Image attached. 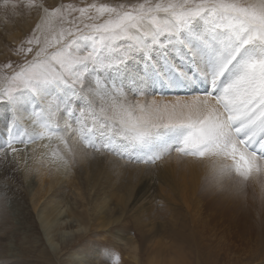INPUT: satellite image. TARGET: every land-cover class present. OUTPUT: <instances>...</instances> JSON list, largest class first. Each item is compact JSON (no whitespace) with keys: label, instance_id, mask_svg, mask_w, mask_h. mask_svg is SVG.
<instances>
[{"label":"snow or ice","instance_id":"6c2138e0","mask_svg":"<svg viewBox=\"0 0 264 264\" xmlns=\"http://www.w3.org/2000/svg\"><path fill=\"white\" fill-rule=\"evenodd\" d=\"M29 7L39 22L21 51L32 56L0 75L8 149L27 146L16 118L33 105L65 145V171L89 156L73 138L129 163L213 156L221 172L232 171L231 159L245 179L264 167V0Z\"/></svg>","mask_w":264,"mask_h":264},{"label":"bare ground","instance_id":"6f19581e","mask_svg":"<svg viewBox=\"0 0 264 264\" xmlns=\"http://www.w3.org/2000/svg\"><path fill=\"white\" fill-rule=\"evenodd\" d=\"M39 1L41 2V0ZM64 1L65 0H43L50 8L57 7ZM88 1L91 2L92 0ZM111 3H113V1ZM13 26L14 25H9L7 27L9 28L8 32H11V34L7 35L8 41H11L13 37L12 32L15 30ZM1 31L2 29H0V32ZM2 35L4 36L3 33ZM4 47L5 42L0 35V50L4 49ZM34 107L35 106L30 105L28 108L30 114L22 113L16 118V127L19 124L26 127L25 132L24 130L19 131V136L23 135L22 138L28 140V143L27 146L24 147L19 146V144L15 145L20 151L13 152L11 149H8L7 146L9 139L8 131L9 128L12 127L9 109L5 105L0 106V156L2 155L4 157V155H8L7 158L9 161L5 162H10L11 160V165L13 166V168L12 166L11 168L12 170L14 169L13 172H15L12 174L13 177L10 180L21 187V189H24L18 196V200L13 198V201L16 202L15 210L13 209L14 212H9L10 209L7 214L10 218L12 215L14 216V214H16L15 217H13L14 221L13 218L11 219L13 223H17V230L19 232H25L33 237L31 240H28L29 245L34 248L37 247L40 250L47 249L49 251L50 249L59 254L67 253L65 264H76L75 257L73 253H71V250L77 245L80 238L83 239V237L86 236L82 234L88 233L89 229L92 228H94V231L97 233L101 230H107L118 223L134 222L136 230L145 244L140 247L137 245L134 246L136 242H133L130 237L122 235L120 231L117 232V236L115 235L118 248L122 250L129 249L131 252L134 251V264H142L138 257L141 249H145V254L153 255L156 264H218L216 256L219 252L214 251L216 247L213 242L207 239L209 235L207 231L204 230L203 224L201 223V220H203L201 217L204 216V208L207 206L202 204L203 202L201 199L210 195V192H206L209 187L205 186L207 185V180L204 179V177L212 175L215 171L219 170L220 163L216 157H205L203 160L201 159L202 161H197V158L196 160L191 159L185 164L179 163L176 157H171L169 160H166L163 165L157 168V172L159 171V178L161 177L163 181H160L158 178V181L161 183L157 182L158 184H165V187L158 188L163 197L157 193L159 190L157 191V186L154 183L155 179L149 172L143 173V169L138 168L130 174L129 177L138 185L135 200L142 208L146 210L150 209L147 204V202L150 201V195L152 196V201L154 197V199H156L159 195L158 197H160V199L165 198L166 201L168 200L167 202L174 205V211H172L168 227L164 226L159 220V214H155V212H151L154 218L153 222L146 223L134 218L126 220L123 215L126 205L124 196H122L118 189L115 190L112 184L105 181L103 185L100 182V173L98 171H90L96 168L98 163L91 161L89 158L79 162V167L81 166L80 170L83 169L82 172L84 174L90 171L87 173L88 180L86 181V194L84 198L85 206L83 211L79 212L73 208L70 200L68 201V198L66 199L65 193L59 190L65 187L66 191L72 188L76 192L74 188L76 185L80 191L82 187L75 181L76 177L72 178L69 170L65 171L60 167L61 158H65V156L62 155H66V152H63V154L61 153V157H56L57 154L55 155L56 151L54 152L53 147L56 146L54 144L57 143L59 139L55 133L49 130L50 128H54V125L48 120L47 114L42 112L39 108H35V114H33ZM25 118L31 119V121H25ZM45 125H48V127H45ZM43 126L44 128L42 129ZM75 146L77 145L75 144L74 147ZM81 148L82 147H76L78 150ZM229 161H231V159H229ZM188 165L191 168V173L186 175L183 170L184 167ZM232 166L235 169L234 162ZM261 169L264 175V167H261ZM12 170L8 171L11 172ZM4 171L5 170H3V172ZM139 172H141L140 175H138ZM9 174L11 175V173ZM3 179L5 180V178ZM3 179L1 178V180ZM1 185L2 184H0V186ZM59 186L61 188H58ZM220 187L221 186L216 188L220 189ZM2 188L6 187L3 186ZM27 189H29V191ZM3 190L2 192H4ZM4 193L7 194L6 192ZM156 194L158 195L155 196ZM79 197L80 194L77 192L76 198L73 200ZM228 197H230V195H228ZM11 198L12 197H10V199ZM220 199L225 200L223 196H221ZM228 200L230 199L228 198ZM213 203H215V201ZM213 203L212 206L214 205ZM149 206H151V202ZM220 206L218 205L217 207L219 208ZM235 209V232L237 237L250 247V260L253 263L261 261L258 264H264V212H262L264 208L262 210L255 208L248 209L245 203H237ZM3 211L4 209L0 205V212ZM207 211L208 210H206V212ZM145 217L148 219L149 214H146ZM29 222L37 226L44 242L36 235V228L24 230L25 225ZM5 223L7 225L10 224H8V222ZM139 223L144 224V229H142ZM6 224L4 226H6ZM98 234L102 236L100 233ZM91 236L93 235H88L89 238ZM89 250L93 252H90L87 258L92 261L93 264H103L102 256L100 255V258L98 257L96 249L93 247ZM8 251L11 255L13 254L17 257L20 253L19 247H14V244L9 247ZM16 256H14V258ZM14 258L11 260H14ZM47 259L50 261V257L47 256ZM195 259L196 261L194 262ZM55 261L57 264H64L63 259H55ZM121 264L127 263L123 260Z\"/></svg>","mask_w":264,"mask_h":264},{"label":"rangeland","instance_id":"374dc122","mask_svg":"<svg viewBox=\"0 0 264 264\" xmlns=\"http://www.w3.org/2000/svg\"><path fill=\"white\" fill-rule=\"evenodd\" d=\"M87 1L88 0H67V1L65 0L62 4L72 5L76 8H79V7H87L93 3L114 5L117 3L143 2V0H110V1L94 0V2L92 0L91 2L88 1L87 3ZM112 1L113 3H111ZM11 2L17 4V8L15 12L12 11L6 12L3 7L4 0H0V29H2L3 31L0 32V35L1 37H3V40L5 42L4 49L0 50L1 52L0 75H3L5 72H11L12 69L8 68L7 66L8 65L15 66L18 62H22L25 55L31 58L32 53H28L26 51L22 52L21 46L23 44L24 48L25 49L27 48L26 38L30 36L31 32L35 28L36 23L39 22L35 9L29 7L30 4L40 3L39 0H25V2L24 0H11ZM60 5H58L57 7H59ZM78 15H79L78 12H73L71 16H69V19H71L72 16H78ZM9 25H14L13 27H15V30L12 32L13 37L11 41L7 40V35L11 34V32H8L9 28H7ZM64 27L65 28L69 27V25L65 24ZM54 28L55 31L51 34L52 36H55L59 32L60 25L54 22ZM2 33L4 34V36L2 35ZM33 47L36 46L33 45ZM2 105L3 104H0V106ZM29 107L30 105L28 106V108ZM27 114L30 113L28 112ZM25 121H31V119L29 120L25 118ZM74 139L75 138L71 140L70 145L72 146V144L75 143L77 146L74 147L75 144H73L72 146L73 148L82 147L84 150H86L89 153L88 158L91 161L98 163V166L90 171H98L101 175L100 182L103 185L105 184V181L112 184L114 186V189L115 190L118 189V191L122 194V196H124L126 200V205H125V212L123 215L126 220L134 218L146 223L153 222L154 218L152 217L151 212H155V214H159V220L164 224V226L168 227L172 216V211H174V205L167 202L168 200L166 201L165 198L160 199V197H158L159 195L161 196L160 189L158 188L165 187V184L164 183L160 184L161 183L160 181L162 180L161 177L159 178V171L157 172V168L163 165L166 162V160H169L171 157L178 158V154L172 153L170 157H166L164 160L160 162L158 161L156 164L153 165H148L145 163H140V164L129 163L126 158H121L116 155L110 154L108 151H104L103 153L95 151L87 144L82 145V142H80V140H76V139L74 140ZM54 145L57 146V147L56 146L53 147L54 152L56 151L55 155L57 154L56 157H61L63 152H66L65 145L60 143L59 140ZM97 146H99V144ZM62 156H65L66 158V155L63 154ZM102 156L105 158H103ZM1 157L3 156L2 155L0 156V160L2 161V162L0 161L1 163L0 184L5 186L6 188H2L3 187L2 185L0 186V205L4 209L3 212H0V264H57L55 259H63L64 260L63 263L65 264L67 253L59 254L50 249L48 251L47 249L40 250L37 247L36 248L32 247L31 245H29L28 240H31V238L33 237L29 236L25 232H19L16 227L17 223H13L14 221L13 217H15L16 214H14V216L12 215L11 217L13 218V221L10 218V216L7 214L8 210L10 209L11 210L9 212L11 213L14 212L16 207L15 206L16 202L13 201V198L18 200V196L23 192L22 190L24 189L23 188L21 189V187L17 186L16 183L10 180L13 177L12 174L15 172H13L14 169L12 170L13 166L11 165V160L10 162H5V161H9L7 158L8 155L6 156L4 155L3 158ZM2 159H7V160H2ZM191 159L196 160V158L193 157L192 158L185 157V158H178V162L185 164ZM202 160L197 159V161H202ZM219 163L221 162L219 161ZM226 163H228L231 166L233 164V162L229 160L226 161ZM79 165H80L79 163L73 164V166L69 169V171L72 178L76 177L75 181L82 187L81 191L79 190L76 183H75L76 187H74L76 189V192L72 188H70L67 191L65 190L66 189L65 187L61 188L59 186L58 188L62 189V190L60 189L59 191H63L65 193L64 195H66L65 196L66 199L68 198L67 200L68 201L70 200L73 208L81 212L83 211V208L85 206L84 198L86 194V181L88 180L87 173L90 171L84 174L82 172L83 169L80 170L81 166L79 167ZM138 168L143 169V173L149 172L151 176L153 175L155 179L154 183L157 186V191L159 190L157 192L159 195L156 194L155 196L157 195L158 196L156 197V199H154L155 198L154 197L153 201L151 200L152 196L150 195L149 197L150 201L147 202L148 207L150 208L149 210L142 208L135 200V194L137 192L138 185H136L135 182L129 176L133 171L137 170ZM3 170L5 171L3 172ZM8 170L9 171L12 170V171L9 172ZM183 171L186 175H189L191 173L190 166L188 165L184 167ZM9 173H11V175ZM140 174L141 172H139L138 175ZM1 178L2 179L5 178V180L4 179L1 180ZM158 178L160 179V181H158L159 180ZM8 179L10 180V182ZM204 179L207 180V185L205 186L209 187V189L206 192H210V195H207L203 197V199H201V201L203 202L202 204L207 205L205 207L206 209L204 208V214H203L204 216L201 217L203 219L201 220V223L203 224L204 230L207 231V234L209 235L207 239L213 242L214 246L216 247L214 251L219 252L216 256L217 263L218 264H258L261 261H257L253 263L250 260V256H251L249 255L250 247L247 246L246 243L240 240L236 235L235 206L237 205V203L238 204L245 203V206L248 209L255 208L262 210L264 208V175L262 169L257 171L254 168L253 171L249 173L247 178L245 179L241 177L232 166V171L221 172L220 170H218L215 171L212 175L205 176ZM157 181L160 182L159 183L160 186ZM219 186H221L220 189H218ZM2 190L7 194L2 192ZM5 190H8L10 193ZM27 190L29 191V189ZM77 192H79L80 197L77 198L76 200H73L74 198H76ZM228 195H230V197H228ZM221 196H223L225 200L220 199ZM10 197L12 198L10 199ZM228 198L230 200H228ZM214 201L215 203H213ZM150 202H151V206H149ZM212 203L214 204L213 206ZM219 203L221 204V206ZM216 204L217 206L219 205L221 209L220 207L218 208ZM226 205L228 206V208ZM222 206L223 208L225 207L224 208L225 211L222 208ZM206 210L208 211L206 212ZM146 214H149L148 219H146L145 217ZM5 222H8V224L9 223L10 224L7 225ZM5 224L6 226H10L11 224L12 225L10 227H6L4 226ZM139 224L142 227V229H144V224L143 223H139ZM10 228H12L13 230ZM32 228H36L37 230L36 235L44 242L36 225L29 222L25 225L24 230H31ZM119 231L122 233V235H125L126 237H130V239L133 240V242H136V244L134 243L135 244L134 246L137 245L138 247H140L143 244H145L141 240V237L139 236V233L136 230L134 222L118 223L107 230H101L97 233L96 231H94V228H92L89 229L88 233L82 234L86 236H84L83 239L80 238L77 242V245H75L71 250V253H73L75 257L76 264L82 258L87 257V255L90 254V252H93L92 250H89L90 248L93 247L94 249H96L98 257L100 258V255L102 256L103 264H119V263L121 264L123 260L127 264H134L135 263L134 251L131 252L129 251V249L122 250L117 247L115 235L117 236V232ZM98 233H100L102 236H100ZM89 234H92L93 236L89 238L88 237ZM13 244L14 247L17 248L19 247L20 253L18 257L13 254L11 255V253L8 251L9 247L12 246ZM109 250L112 251L110 252ZM139 254L140 255L138 257L142 264H156V260L153 259V255L145 254V249H141ZM14 256L16 257L14 258ZM47 256L50 257V261H48ZM13 258L14 260H11ZM195 261L196 259L194 260V262Z\"/></svg>","mask_w":264,"mask_h":264}]
</instances>
